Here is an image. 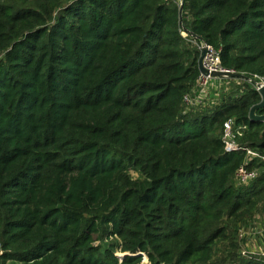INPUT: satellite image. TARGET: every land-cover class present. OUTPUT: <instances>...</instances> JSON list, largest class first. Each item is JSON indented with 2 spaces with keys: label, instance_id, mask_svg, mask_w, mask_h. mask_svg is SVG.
I'll return each mask as SVG.
<instances>
[{
  "label": "trees",
  "instance_id": "16d2710c",
  "mask_svg": "<svg viewBox=\"0 0 264 264\" xmlns=\"http://www.w3.org/2000/svg\"><path fill=\"white\" fill-rule=\"evenodd\" d=\"M189 38L264 83V0H0V264H264L215 253L264 193L261 96L184 111Z\"/></svg>",
  "mask_w": 264,
  "mask_h": 264
},
{
  "label": "rangeland",
  "instance_id": "374dc122",
  "mask_svg": "<svg viewBox=\"0 0 264 264\" xmlns=\"http://www.w3.org/2000/svg\"><path fill=\"white\" fill-rule=\"evenodd\" d=\"M185 33V32H183ZM195 46L194 44H191ZM213 80L212 83H209L207 91L209 93L205 95L204 99L199 98L198 96L189 97L185 101L184 111L190 108L194 109L196 105L202 101L206 103L205 105H198L200 107L206 106L205 109L209 106V103L220 104L224 102L226 96L233 95L236 88L240 87V90H244V87L254 86L258 81L255 78L247 79L243 85L241 83H236L232 81L225 80ZM245 84V85H244ZM244 86V87H243ZM203 97V96H200ZM192 104H191V103ZM196 104V105H195ZM210 110V109H209ZM130 174L135 178L138 176V173L134 170H130ZM257 209L251 212L250 215L245 216L243 221H236L235 226L229 228L237 229L238 234L234 232H228V235L225 239L221 240L216 247L215 253L217 257L221 258L228 256L227 260L229 262H245L248 258L240 256V249L247 248L252 252L258 253L259 250H262L264 247V219H262V214L264 213V193H262L258 198ZM264 215V214H263ZM261 218V219H260ZM229 222H231L229 220ZM237 235V236H236ZM254 236V237H253ZM3 264H21L19 262L6 261Z\"/></svg>",
  "mask_w": 264,
  "mask_h": 264
},
{
  "label": "built area",
  "instance_id": "2783aa9c",
  "mask_svg": "<svg viewBox=\"0 0 264 264\" xmlns=\"http://www.w3.org/2000/svg\"><path fill=\"white\" fill-rule=\"evenodd\" d=\"M165 2H170L172 0H164ZM180 3V0H178ZM183 36H187L186 33H182ZM189 43L194 44L199 50L201 48L206 49V53L203 57V67L208 70L209 72L212 71H231L223 68L220 64L219 60V54L217 51H215L212 47L205 44L204 42H197L194 38L188 39ZM219 80L224 81L223 78H217V77H210L208 75H204L203 73L199 72V76L197 78L196 82V90L197 93L195 96H198L201 99L205 98V95L209 93V90L207 91V88L209 86V83H212L213 80ZM225 80H228L225 78ZM229 81V80H228ZM238 83V82H237ZM261 83V85H264V83ZM254 88L258 91V83L254 85ZM203 96V97H200ZM188 97L185 98V101ZM194 98V96H193ZM191 100V98L189 97ZM191 103V102H190ZM192 104V103H191ZM203 101L199 103L198 105H205ZM215 103H209V105H214ZM196 105V104H195ZM196 105L195 108L198 107ZM205 107V106H203ZM247 129V125L244 123L236 124L233 119H228L223 123V130H222V140L224 143V151L225 153H231L233 151H236L239 149L238 143H237V137L241 136L243 132ZM246 154L249 159L259 158L264 161V156H261L259 153H256L254 151H251L250 149H246ZM257 177V172L253 169H249L247 167V163L240 166L236 171V179L238 184L246 185L250 183L251 181L255 180ZM254 237V236H253ZM240 256H243L244 258H260L264 260V247L262 250H259L258 253L252 252L247 248L240 249Z\"/></svg>",
  "mask_w": 264,
  "mask_h": 264
},
{
  "label": "water",
  "instance_id": "95a60500",
  "mask_svg": "<svg viewBox=\"0 0 264 264\" xmlns=\"http://www.w3.org/2000/svg\"><path fill=\"white\" fill-rule=\"evenodd\" d=\"M181 4L179 5V24L181 23ZM206 53V49L203 47L200 50V55L198 58L197 66L200 73H203L204 75H208L210 77H217V78H233V79H241V80H247V76H245L242 73L239 72H233V71H212L209 72L203 67V57ZM258 92L261 96V100L251 106L248 114V120L249 121H264V114H258V110L264 108V85H261V83H258Z\"/></svg>",
  "mask_w": 264,
  "mask_h": 264
},
{
  "label": "crops",
  "instance_id": "0c3cea01",
  "mask_svg": "<svg viewBox=\"0 0 264 264\" xmlns=\"http://www.w3.org/2000/svg\"><path fill=\"white\" fill-rule=\"evenodd\" d=\"M263 214H264V213H263ZM263 214H262V217H261L262 219H264V215H263ZM261 218H260V219H261Z\"/></svg>",
  "mask_w": 264,
  "mask_h": 264
}]
</instances>
